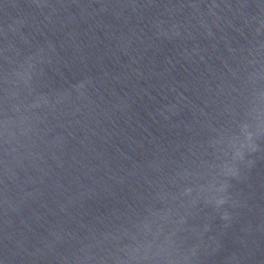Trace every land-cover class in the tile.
Listing matches in <instances>:
<instances>
[{
    "label": "water",
    "instance_id": "95a60500",
    "mask_svg": "<svg viewBox=\"0 0 264 264\" xmlns=\"http://www.w3.org/2000/svg\"><path fill=\"white\" fill-rule=\"evenodd\" d=\"M0 264H264V0H0Z\"/></svg>",
    "mask_w": 264,
    "mask_h": 264
}]
</instances>
